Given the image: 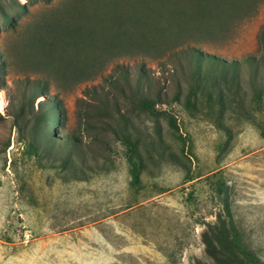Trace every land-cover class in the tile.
<instances>
[{"label":"rangeland","instance_id":"1","mask_svg":"<svg viewBox=\"0 0 264 264\" xmlns=\"http://www.w3.org/2000/svg\"><path fill=\"white\" fill-rule=\"evenodd\" d=\"M263 29L264 0H0V264H217L227 208L264 262Z\"/></svg>","mask_w":264,"mask_h":264},{"label":"trees","instance_id":"2","mask_svg":"<svg viewBox=\"0 0 264 264\" xmlns=\"http://www.w3.org/2000/svg\"><path fill=\"white\" fill-rule=\"evenodd\" d=\"M190 52L199 56L202 55L201 52L196 51L193 48L189 49L186 53ZM206 57L211 58L212 60H217L221 63H226L222 60L220 61V59L211 54H206ZM35 88L45 90L46 86L35 85ZM51 105H55L54 111L57 113V117H62L61 110L57 103L55 102ZM128 143H130L133 151L136 150L135 144L130 140H128ZM69 161L70 157H67L66 162ZM209 228L212 233L211 235L204 234L205 243L207 244L209 254L215 259L217 264H264L263 260L244 242L242 233L235 224L229 208L226 209L225 218L220 219L216 224L209 225ZM195 264L203 263L198 262Z\"/></svg>","mask_w":264,"mask_h":264},{"label":"bare ground","instance_id":"3","mask_svg":"<svg viewBox=\"0 0 264 264\" xmlns=\"http://www.w3.org/2000/svg\"><path fill=\"white\" fill-rule=\"evenodd\" d=\"M3 106V103H2V100H1V96H0V108H2Z\"/></svg>","mask_w":264,"mask_h":264}]
</instances>
